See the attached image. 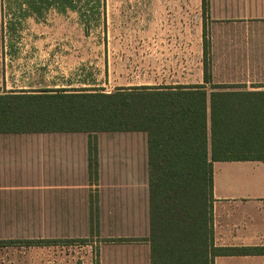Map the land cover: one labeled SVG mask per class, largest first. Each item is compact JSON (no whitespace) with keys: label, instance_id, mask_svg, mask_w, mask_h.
I'll use <instances>...</instances> for the list:
<instances>
[{"label":"crops","instance_id":"crops-1","mask_svg":"<svg viewBox=\"0 0 264 264\" xmlns=\"http://www.w3.org/2000/svg\"><path fill=\"white\" fill-rule=\"evenodd\" d=\"M147 2L120 6V14L133 15L120 17L115 46L103 32L93 30L92 18L102 12L103 0L54 5L55 23L67 26H60L58 33L47 26L43 35L44 28L25 34L22 42L5 44L0 90L101 88L112 83L114 89L201 84L210 89L215 84L230 91L264 92V0H197L192 7L183 0ZM122 26L132 27L133 33H122ZM204 29L208 83L203 81ZM129 50L134 52L133 65L122 54ZM130 74L135 80L124 77ZM144 74L148 77H137ZM96 135L0 133V228L13 225L7 212L29 210L33 188L38 210L116 209L109 206L120 203V178H137L139 173L133 165L120 171V141ZM212 198L215 246L264 247V159L214 161ZM143 263L149 264V243ZM214 264H264V253L216 256Z\"/></svg>","mask_w":264,"mask_h":264},{"label":"trees","instance_id":"trees-1","mask_svg":"<svg viewBox=\"0 0 264 264\" xmlns=\"http://www.w3.org/2000/svg\"><path fill=\"white\" fill-rule=\"evenodd\" d=\"M70 1L26 0L36 13ZM208 47L204 29V83L211 78ZM226 87L0 90V133L145 132L149 264H214L216 256L264 253L214 245L213 162L264 159V92ZM44 241L54 240L22 242Z\"/></svg>","mask_w":264,"mask_h":264},{"label":"rangeland","instance_id":"rangeland-1","mask_svg":"<svg viewBox=\"0 0 264 264\" xmlns=\"http://www.w3.org/2000/svg\"><path fill=\"white\" fill-rule=\"evenodd\" d=\"M147 1L150 0H103L102 12L92 18L95 21L93 30L97 29L99 34L103 32L105 37L110 38L112 45H117L115 40L120 36V17L128 18L133 15L123 12L120 14V6L129 8L135 5H149ZM196 3L197 0H183V5L187 4L190 7L195 6ZM53 7L54 5H51V8L41 7L40 13H36L26 0H0V88L3 87L4 79L1 65L4 63L2 49L5 44L22 42L21 38L25 34H36L38 29L44 28L41 32L43 35L44 32H48L47 26H50L54 33L67 26L62 22L55 23L58 16ZM37 20L41 23L39 24ZM101 20L104 21V25ZM42 22L50 25H44ZM121 32L131 35L133 30L132 27L122 26ZM129 42L131 48L132 41ZM122 54L130 58V60L126 59V63L133 65L131 59L134 52L129 50L123 51ZM129 68L131 73V67ZM127 76L134 80L136 77L131 74L124 77ZM137 77L142 79L147 78L148 75ZM105 85L100 87L108 91L114 89L112 83ZM98 134L97 138L106 141H120V147L116 148L120 151V171L127 172L133 165L139 173L137 178H120V203L107 205L116 209L38 210L35 202L36 189L33 188L31 190L34 193L30 195L28 211L6 213L11 215L13 225L0 228V232L6 231L4 235H0V264H141L145 262L148 250L146 238L149 231L146 133ZM10 239L16 242L10 244L5 242ZM48 239L54 241L31 244L22 242ZM141 258L143 261H140Z\"/></svg>","mask_w":264,"mask_h":264}]
</instances>
